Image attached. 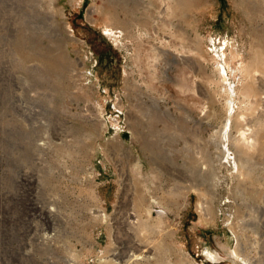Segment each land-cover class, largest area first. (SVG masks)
<instances>
[{"label":"rangeland","instance_id":"obj_1","mask_svg":"<svg viewBox=\"0 0 264 264\" xmlns=\"http://www.w3.org/2000/svg\"><path fill=\"white\" fill-rule=\"evenodd\" d=\"M261 121L264 0H0V264H264Z\"/></svg>","mask_w":264,"mask_h":264},{"label":"bare ground","instance_id":"obj_2","mask_svg":"<svg viewBox=\"0 0 264 264\" xmlns=\"http://www.w3.org/2000/svg\"><path fill=\"white\" fill-rule=\"evenodd\" d=\"M168 8H170V7H168ZM94 12H95V10H89V16L91 17ZM262 71L263 70L260 69V68H249L247 70V74H248V76L249 75L251 76V77L249 76L250 79H255L254 76H256V74H258V73L261 74ZM220 72H221V74L224 77V73H225L224 64H222L220 66ZM235 92H238V91L235 90L232 87H230V88H228L226 90V93H227V95L229 97V98H227L229 100V102H233L234 101L233 99H234ZM233 105H234V103H232L231 106H227V107H229L228 111H229V113H230V115L232 117L231 119H233L234 115L236 114L237 115V123H239L238 128H237L238 138H235L236 139V142H235L236 146H238L240 149L245 151L247 154H249V155L251 154L252 155L251 152L253 150L257 149L259 147V145L261 144V142H260L259 138H257L254 135L255 134V129L253 128L254 126L252 127V125L250 124L252 120L249 121L250 117L247 115V113L246 114H242V113H240L238 111L236 112V110H235L236 113L233 112V110H234L233 109ZM229 122L230 121L228 120V123L225 126V131L221 135V140L223 142L227 141L229 139L228 137H226L227 132H229V131H226L227 128L230 126ZM257 122H260V120L257 119ZM261 123L262 124H259L260 125L259 128L257 127L258 128L257 131H259V130L261 131L263 129L264 121H261ZM226 150H227V148H226ZM226 157H227V155L225 156V158ZM140 166L141 165H137V167H136L138 171L140 170ZM203 207H205V206H204V203L202 201L201 204H199V208H200V212L202 211L203 213H205L207 210H206V208H203ZM102 211H104V212H102ZM98 213H99V215H97V219L102 224L103 223L104 224H108V226L111 225L110 228H113V225L115 224V223L113 224V220H114V222H116L115 218L118 219V217H117L118 214L111 217V215H108L105 212V210H101V209H98ZM150 213H151V211H150ZM127 218H128V220L126 221V223H127L126 225L130 226V228L133 231H135L137 229V227L143 226V224H141V223H143V219L141 218V214H137V212H132V215H131L130 219H129V217H127ZM161 223H163V222L161 221L160 224ZM119 232L120 231H118V232L116 231V235H114L113 236L114 239H112V243H111L112 246H110L112 248L114 247V250H110V251H108V253L106 255L101 256L98 259V263L99 264H140V263H143V262H146V261L150 262L151 260H155L157 258L156 257L157 256L156 253H152V251L149 250L148 245L143 243V241H141V240L137 241L138 238H136V236L131 240V242L129 244V242L127 240H122V239H126V238H120L119 239ZM139 236H140V234L137 237H139ZM135 238H136V240H135ZM242 253H243V248L240 245H237L235 250L232 251L233 256L236 257V258H240Z\"/></svg>","mask_w":264,"mask_h":264}]
</instances>
